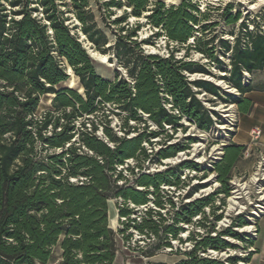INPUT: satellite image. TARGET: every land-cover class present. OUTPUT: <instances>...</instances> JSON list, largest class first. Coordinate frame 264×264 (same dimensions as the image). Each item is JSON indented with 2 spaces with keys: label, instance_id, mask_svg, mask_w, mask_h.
<instances>
[{
  "label": "trees",
  "instance_id": "obj_1",
  "mask_svg": "<svg viewBox=\"0 0 264 264\" xmlns=\"http://www.w3.org/2000/svg\"><path fill=\"white\" fill-rule=\"evenodd\" d=\"M94 2L101 26L89 0H0V264H45L55 248L58 264H113L117 235L126 229L155 239L154 246L143 252L149 258L163 246L171 247L169 239L183 243L179 236L183 225L196 222L202 230L189 231L185 241L191 246L178 252L185 257L175 264L250 263L254 250L243 257L208 254V250L219 253L238 247L227 237L246 247L254 243L234 229L246 225L243 215L231 217L221 230L215 228L223 217L232 190V169L244 145L230 141L220 159L211 162L218 183L212 192L191 198L203 186L197 183L177 202L171 196L165 200L162 186L182 188L181 171H198L199 165L183 160L149 173L142 162L174 157L195 142L188 137L186 142L168 143L173 134L152 140L168 128L185 132L181 119L205 132L218 122V112L207 108L199 94L209 95L205 100L211 106L221 101L235 104L240 114L250 111L251 100L244 95L264 90V81L252 79L264 70V27L254 20L250 27L240 9L232 11V3L221 8L224 25L231 26L226 31L230 40L218 36L214 28L218 22L211 21L194 0L177 5L163 0ZM130 18L135 21L131 23ZM144 26L149 34L141 39L138 34ZM79 34L91 49L107 55L110 62L115 60L123 73L116 71L112 79L99 75ZM161 36L168 47L173 43L169 55L146 52L143 45ZM175 46L183 48L185 57L196 51L207 62L175 58ZM210 68L222 71L217 78L237 95L224 93L202 77L189 78L215 76ZM69 73L77 77L82 93L57 89ZM45 94L53 95V110L36 118ZM168 97L169 110L164 107ZM173 109L178 113H172ZM100 111V123L87 117ZM111 116L120 121L122 135L111 126ZM99 126L102 135L96 134ZM155 145L160 147L154 151ZM128 159H135L138 169L136 174L129 169L131 183L117 169ZM111 199L119 201L116 212L121 228L117 231L109 225ZM140 206L145 209L138 211ZM163 209L170 213V222Z\"/></svg>",
  "mask_w": 264,
  "mask_h": 264
},
{
  "label": "rangeland",
  "instance_id": "obj_2",
  "mask_svg": "<svg viewBox=\"0 0 264 264\" xmlns=\"http://www.w3.org/2000/svg\"><path fill=\"white\" fill-rule=\"evenodd\" d=\"M151 1H155V0H151ZM163 1L165 2L166 5H171V4L177 5L182 0H163ZM194 1H196V3L198 4L201 10H206L209 13V17L211 21L218 22V24L214 28L216 31H218V36L220 38H225L230 40L233 39L228 33H226V31H228L231 28V26L224 25L223 18L221 16V11H222L221 8L225 5V3L233 4L232 11H235V9H240L242 12V16L247 18V20L249 21L250 27L252 25L251 20L258 22L261 27H264V24L262 22L264 21V0H194ZM89 6L91 10L97 15L98 23L101 26V22L99 21V17H98V10L96 8V4L94 0H89ZM134 21L135 20L133 18H130L131 23H133ZM140 21L144 23L145 20L141 19ZM236 27L237 26H235L234 28L235 30ZM148 34H149V29L147 26H144L139 31L138 36L139 38L143 39L147 37ZM79 40L81 41L83 47L86 50L90 49L94 51L93 49L90 48V44L85 40L82 34H79ZM188 43H192V40L191 39L188 40ZM171 47H173V43H170V46L168 47L167 41L164 36H161L156 40H154L153 44L143 45V48L145 49L146 52L159 54L164 57L169 55L168 50ZM175 47L178 48V51L176 50L173 51L175 58H184V59L199 60L200 62H207V59L201 56V54L196 51H191L190 55L188 57H185L183 48L178 46ZM94 52H96L103 59V62L95 61L92 59L94 63V68L99 75L107 79H112L116 71L123 73V70L118 66L115 60L110 62L108 60L107 55L103 57L102 56L103 54H100L97 51ZM210 69L215 74V76L197 74L196 76L189 78L195 79L202 77L217 84L224 93L237 95L236 90L232 88H227L228 85L225 83V81L217 78V76L223 74L222 71H218L217 69L214 68H210ZM252 79L254 83H259L261 81H264V70L255 73ZM63 88H70L76 90L79 93H82V87L80 86L77 77L74 76H69V78L66 81L60 83L57 86V89H63ZM205 95H206L205 93H202L199 94L198 97L202 100L203 104L207 108L218 112L219 114L218 122H216L209 131L205 132V131L197 130L195 126L189 123L186 119H181V123L186 127L185 132H182L180 129H178L176 132H173L171 128H168L166 132H164L159 136V138L152 140L159 141L160 139H164L166 134H173L172 139L168 143H173L176 141L186 142L187 141L186 139L188 137L194 138L195 142L189 143L188 149L177 153L174 157L162 159L160 162H146V161L142 162V164L144 165L143 167L144 171L149 173L163 171L166 168L170 166H174L183 160H191L199 165L198 171L190 170V169L189 170L183 169L181 171L180 179H184V183H185L182 188L174 189L168 186H162L163 191L161 194L164 196L165 200L167 196H171L174 198V201L177 202L184 196L185 192L190 187L196 185L197 183H201L203 186L198 191H196L191 198L199 197L212 192L218 186V183L216 181L215 173L212 172L211 170L212 169L211 162L218 161L220 159L224 145L229 143L231 141V138L234 137L235 135H236L235 137L236 140L240 139V140H246V142L249 141V137L245 138L241 128L240 130L238 129L241 123L239 120L240 114L237 111L236 105L230 103L225 104L221 101H218L216 105L211 106L210 103H208L205 100V97H210V96L209 95L205 96ZM51 98H52V94H45L41 96L37 111L35 113L36 118H40L48 110H53L51 106ZM105 108L109 109V106H106ZM87 117L96 120L97 123H100V121L103 120L102 111L97 113L96 116L90 115ZM85 122H88V120H85ZM119 123L120 121L117 119L116 116H111V126L113 127V129L116 131L117 134L121 135L120 134L121 131L119 129ZM75 124L79 126L80 120H76ZM233 125L237 126L234 128V130H232ZM100 129L101 128L99 126L96 134L102 135V131ZM132 135L134 134L133 133L129 134V136ZM143 145H145L147 151L150 152V146L147 143H143ZM159 147H160L159 145L154 146V148L156 149H158ZM153 150L155 151V149ZM136 163L137 162L135 159H128L125 160L123 165L117 166V169L121 170L122 174L126 177L127 183H131L133 179L132 178L133 174L130 172L129 169L134 168V173L135 174L137 173L138 169L136 168ZM205 171H207L206 175L202 176V174ZM252 171H250V173ZM241 176L245 178L248 176V173L241 174ZM233 190L235 191L233 195L236 196L243 195L244 189L237 187L235 184L232 185V191ZM231 195H229L226 198L225 206L222 209L223 217L221 220H219L216 223L215 228L217 230H221L222 228L230 224L231 217L236 216V214L243 215L245 220L247 221L246 225L242 227H236L234 229L240 232L244 237L250 238L253 241H255L257 238L258 219L254 224L253 221L251 220L252 218L250 214L252 209L248 204L247 200L244 199L243 197L239 201L241 207L236 206L233 208L232 206L234 204H231L229 200ZM188 200L189 199H185V201ZM117 202L119 203L117 199H111L109 201V225L115 231L121 228V224L119 222L120 220L116 212ZM150 205L152 204L150 203ZM137 209L138 211H141L144 210L145 207L140 206ZM166 211L167 209H163L161 212L166 217V222H170L171 221L170 213ZM196 223L189 227L183 225L185 227V230L179 233V236L183 240V243H180L178 240L175 239H169L171 247L163 246L154 256L149 258L145 257L143 255V252L149 250L151 247L154 246L155 239L138 235L133 229H126L123 235L121 234L117 235L118 253L116 255L113 264H155L156 262L175 264L177 261L185 257L182 253H178V252L187 251L191 246L190 242L185 241L186 237L189 235V231L191 229L194 232L202 230L199 228V226H197ZM246 227H248V230L246 229L244 230V228ZM125 237H127V239ZM227 239L231 243L237 244L238 247L229 248L226 251L219 252L215 255V257L225 258L228 255L231 256L238 255L243 257L246 256L250 251L254 250V246L246 247L241 241L234 240L229 237H227ZM59 260H60L59 250L55 248L54 256L45 264H58ZM35 264H42V263L36 262ZM236 264H250V263L245 261H238Z\"/></svg>",
  "mask_w": 264,
  "mask_h": 264
},
{
  "label": "crops",
  "instance_id": "obj_3",
  "mask_svg": "<svg viewBox=\"0 0 264 264\" xmlns=\"http://www.w3.org/2000/svg\"><path fill=\"white\" fill-rule=\"evenodd\" d=\"M244 97L251 100L252 107L247 114H240V126L238 129L243 131L245 138L249 137V141L236 140L231 138V142L244 145L245 150L242 156L238 159L232 169V176H239L241 174H249L254 169L258 153L264 152V90H252L247 92ZM253 126H258L261 129L260 138L256 143H251L249 131ZM249 149V154L245 151ZM258 230L257 238L253 243L254 253L251 256L250 264H264V216L257 220Z\"/></svg>",
  "mask_w": 264,
  "mask_h": 264
},
{
  "label": "built area",
  "instance_id": "obj_4",
  "mask_svg": "<svg viewBox=\"0 0 264 264\" xmlns=\"http://www.w3.org/2000/svg\"><path fill=\"white\" fill-rule=\"evenodd\" d=\"M244 75L249 77V74L246 72L244 73ZM170 101H171V99L169 98V102L164 103V107L168 110L172 107ZM171 112L172 113H178V111L176 109H173ZM143 116L147 117L148 115L143 114ZM235 127H237V126L233 125L232 130H234ZM120 134L122 135V133H120ZM249 135L251 138V143L252 144L256 143L258 141V139L260 138V135H261L260 127L253 126L249 131ZM154 149L156 150V148H154ZM245 154L246 155L249 154V149H247V151H245ZM230 184H232V185L235 184L237 187L244 189L242 196L233 195V193L235 191L231 190L230 195L231 194L232 195L230 196V199L233 197L235 200V204L232 207L234 208L236 206L237 207L240 206L239 201H240V199H242V197L244 199H246L248 204L250 205V207L252 209L251 213H250L251 218H252L251 220L255 224L257 219L264 216V152L258 153L254 169L251 173L248 174L247 177L244 178L241 175L233 176L230 179ZM236 215H238V214H236ZM196 218H198V216H196L194 219H196ZM208 254L210 256L215 257L217 252L212 251V250H208ZM201 255H203V254H201Z\"/></svg>",
  "mask_w": 264,
  "mask_h": 264
},
{
  "label": "bare ground",
  "instance_id": "obj_5",
  "mask_svg": "<svg viewBox=\"0 0 264 264\" xmlns=\"http://www.w3.org/2000/svg\"><path fill=\"white\" fill-rule=\"evenodd\" d=\"M87 51H88V55H89V57L91 58V59H93V60H95V61H101V62H103V59L96 53V52H94V51H92V50H90V49H87ZM103 57H105L106 55H102ZM70 76H74L72 73H70ZM75 77V76H74ZM232 89H234V88H232ZM235 90V89H234ZM233 90V91H234ZM230 200V203L231 204H235V200H234V198L232 197V199H229ZM248 230V227H246V228H244V230Z\"/></svg>",
  "mask_w": 264,
  "mask_h": 264
},
{
  "label": "water",
  "instance_id": "obj_6",
  "mask_svg": "<svg viewBox=\"0 0 264 264\" xmlns=\"http://www.w3.org/2000/svg\"><path fill=\"white\" fill-rule=\"evenodd\" d=\"M69 70H70V72H71V69L69 68ZM70 74V73H69ZM197 74H193V75H191L190 77H193V76H196ZM191 79V78H190ZM227 88H231V87H227ZM53 96V95H52Z\"/></svg>",
  "mask_w": 264,
  "mask_h": 264
}]
</instances>
